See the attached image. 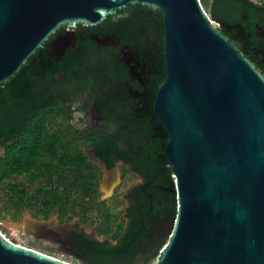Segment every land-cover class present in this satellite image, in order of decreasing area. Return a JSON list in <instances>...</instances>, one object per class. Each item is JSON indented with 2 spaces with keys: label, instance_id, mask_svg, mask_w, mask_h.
Returning a JSON list of instances; mask_svg holds the SVG:
<instances>
[{
  "label": "water",
  "instance_id": "95a60500",
  "mask_svg": "<svg viewBox=\"0 0 264 264\" xmlns=\"http://www.w3.org/2000/svg\"><path fill=\"white\" fill-rule=\"evenodd\" d=\"M130 5L158 12L162 27L163 80L152 112L165 131L176 216L153 264H264V76L201 0H0V85L61 26L127 18L116 12ZM84 152L102 172L103 201L120 170ZM7 223L35 229L29 235L39 239L50 222L25 213L22 223ZM0 264L70 263L0 232Z\"/></svg>",
  "mask_w": 264,
  "mask_h": 264
},
{
  "label": "trees",
  "instance_id": "16d2710c",
  "mask_svg": "<svg viewBox=\"0 0 264 264\" xmlns=\"http://www.w3.org/2000/svg\"><path fill=\"white\" fill-rule=\"evenodd\" d=\"M201 4L208 7L222 34L242 16L253 21L264 14V4L252 0H201ZM135 6L146 14L143 6ZM151 16L161 29L159 13ZM52 72L48 71L42 89L39 85L44 82L38 79L23 84L18 95L0 87V219L10 211L13 220L15 211L25 208L34 216L57 214L70 221L85 217L94 207H110L100 200L101 172L82 150L90 145L107 167L114 158L121 160L125 172L139 183L125 198L124 219L119 220L121 211L108 215L104 230L109 237L99 241L74 235L78 246L71 255L81 264H153L173 228L176 199L164 153L165 131L154 118L152 103L142 105L145 109L139 113L132 110L136 106L116 104L109 116L115 131L88 141L71 124L72 104L56 100ZM102 73L97 69L92 76ZM83 91L88 92L87 84L69 95ZM123 107L128 108L125 115ZM1 208L8 214L3 215Z\"/></svg>",
  "mask_w": 264,
  "mask_h": 264
},
{
  "label": "flooded vegetation",
  "instance_id": "af4514ba",
  "mask_svg": "<svg viewBox=\"0 0 264 264\" xmlns=\"http://www.w3.org/2000/svg\"><path fill=\"white\" fill-rule=\"evenodd\" d=\"M145 11L146 14H142L141 8L130 5L116 12L127 13V18L112 21L107 17L105 21L94 26H61L28 58L15 76L0 87L3 85L11 90L13 95H18L23 84L38 79L41 84L44 82L39 85L42 89L46 85L48 71H53L58 89L55 93L56 100L63 101L65 105L72 104L71 124L78 135L90 141L89 138L93 139L100 133L114 132V127L109 126V116L115 105L128 103L131 107H137L132 109L136 113L143 111L145 108L142 105L153 102L156 90L163 80L162 27L159 29L160 23L151 16V13L156 11L152 12L153 10L146 8ZM223 32L264 76V14H259L253 21H249L247 16H242L238 22L226 26ZM97 69L104 73L95 78L92 72ZM85 84L88 92L69 95L74 93L75 88ZM58 95L62 97L59 98ZM100 110H103V114ZM127 111L128 108L123 107L124 115ZM75 114H78L77 119ZM84 149H90L93 153L94 147L88 145L82 148L83 151ZM89 161L93 164L90 159ZM115 167L120 170L119 182L112 195L103 200L108 201L110 207H94L85 217H75L70 221L62 220L57 214L48 218L34 216L24 208L22 212L15 211L13 222L22 223L25 213H29V216L37 221H49V225L40 233V238L57 244L60 251L68 254H73L78 246L74 235L95 240L107 239L109 234L105 232L104 227L108 215L113 216L121 211L119 220L124 219L122 210L128 205L125 198L132 189L125 187V190L119 192L124 186L125 166L114 158L108 169ZM101 178L102 172L98 188L100 196ZM110 180L114 181V176H111ZM51 220H54V224ZM70 222L71 225H68ZM26 233L34 235L35 229ZM34 241L37 242V239Z\"/></svg>",
  "mask_w": 264,
  "mask_h": 264
},
{
  "label": "rangeland",
  "instance_id": "374dc122",
  "mask_svg": "<svg viewBox=\"0 0 264 264\" xmlns=\"http://www.w3.org/2000/svg\"><path fill=\"white\" fill-rule=\"evenodd\" d=\"M206 1L208 2L209 0H206ZM252 1H254L255 3H258V4H261V3L264 4V0H252ZM203 7H204L205 11L207 12V14L210 16V12L208 10V7L207 6L206 7L203 6ZM74 117H76L75 119H77L78 114H75ZM123 183H124V186H122L120 188L119 192L122 190H125V187H126V189L129 187L128 189H130L133 186H136L139 183V181H138V179H136V177H134L133 175L128 174L127 172L124 171V182ZM103 188H104V186H103ZM102 190L105 191V189H102ZM102 196H103V194H102ZM5 211L6 210L2 209L3 215L8 214ZM0 221H1V219H0ZM7 221L13 222V220L10 217V211H9V215H7L3 218V220H2L3 223L1 222L2 224L0 225V230L6 236V238L9 239L10 241H12L18 245L34 249L38 252L44 253L46 255H49L51 257H54L56 259H59L61 261H64V262H67L70 264H81L80 262H76L71 254L64 253V252L60 251V248H58L57 244H53V243L48 242L44 239H37V242H35L34 240H36V239H34L31 235L24 232L22 225H19L18 227H21V229H18L13 225L11 226V224H8ZM71 223L72 222H70L69 224H71Z\"/></svg>",
  "mask_w": 264,
  "mask_h": 264
},
{
  "label": "built area",
  "instance_id": "2783aa9c",
  "mask_svg": "<svg viewBox=\"0 0 264 264\" xmlns=\"http://www.w3.org/2000/svg\"><path fill=\"white\" fill-rule=\"evenodd\" d=\"M1 222H2V220L0 221V225L3 223V222H2V223H1ZM0 232L2 233V231H1V230H0ZM3 235H4V234H3ZM4 236H5V235H4ZM5 237H6V236H5Z\"/></svg>",
  "mask_w": 264,
  "mask_h": 264
}]
</instances>
